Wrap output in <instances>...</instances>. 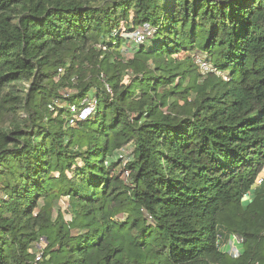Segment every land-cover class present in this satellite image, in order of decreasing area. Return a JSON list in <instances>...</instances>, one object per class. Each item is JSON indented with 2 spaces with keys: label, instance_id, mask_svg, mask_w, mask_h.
<instances>
[{
  "label": "trees",
  "instance_id": "16d2710c",
  "mask_svg": "<svg viewBox=\"0 0 264 264\" xmlns=\"http://www.w3.org/2000/svg\"><path fill=\"white\" fill-rule=\"evenodd\" d=\"M263 171L264 0H0V264H264Z\"/></svg>",
  "mask_w": 264,
  "mask_h": 264
},
{
  "label": "built area",
  "instance_id": "2783aa9c",
  "mask_svg": "<svg viewBox=\"0 0 264 264\" xmlns=\"http://www.w3.org/2000/svg\"><path fill=\"white\" fill-rule=\"evenodd\" d=\"M154 34V29L145 24L142 27H139L131 32L125 33L126 37H129L136 43L140 44L143 43L147 38L151 37ZM202 68L204 71L212 70L211 66L207 63L202 64ZM61 70V69H60ZM108 90L111 92L109 86L107 85ZM97 105V99L95 98H85L81 102V106H77L76 104L71 105V110L73 113H76L79 119L84 120L90 117L94 112ZM51 109H55L54 105H50ZM76 120L72 118L70 120V124L74 125ZM264 185V171L259 174L256 178L255 183L253 185V189L259 188L260 186ZM244 238L239 235H233L228 242L226 243V250L229 254L234 257L238 258L241 253V244L243 243ZM47 246V240L42 238L39 246V251L36 253V261H41L44 255V248Z\"/></svg>",
  "mask_w": 264,
  "mask_h": 264
},
{
  "label": "rangeland",
  "instance_id": "374dc122",
  "mask_svg": "<svg viewBox=\"0 0 264 264\" xmlns=\"http://www.w3.org/2000/svg\"><path fill=\"white\" fill-rule=\"evenodd\" d=\"M124 33H126V32H124ZM126 37V36H125ZM130 40V42L131 41H133L132 39H129ZM125 49V54L126 55H129V52L126 50L127 49V47H125L124 48ZM202 72L203 73H207L208 71H203L202 70ZM219 73V72H218ZM121 153H122V155L124 156L123 157V159H125V161H128L130 158H131V156H132V153H133V147L131 146V145H127V146H125L123 149H122V151H121ZM128 176V175H127ZM254 196H255V191L254 190H252V191H250L247 195H245L244 197H243V200H242V203H243V205L244 206H247V204L248 203H250V201L254 198ZM65 202H66V200L65 199H63V200H61L60 201V205L62 206V212L63 213H65L66 212V207H65ZM59 205V206H60ZM56 213H55V216H57V209H56V211H55ZM66 218H69V216L68 215H66ZM224 244V243H223ZM40 246V245H39ZM224 249H226L227 247H226V245H223L222 246Z\"/></svg>",
  "mask_w": 264,
  "mask_h": 264
}]
</instances>
